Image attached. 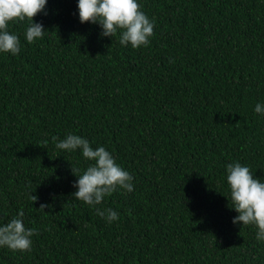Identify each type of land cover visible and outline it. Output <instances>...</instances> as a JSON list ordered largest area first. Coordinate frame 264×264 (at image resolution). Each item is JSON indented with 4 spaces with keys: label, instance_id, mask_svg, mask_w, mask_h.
<instances>
[{
    "label": "trees",
    "instance_id": "16d2710c",
    "mask_svg": "<svg viewBox=\"0 0 264 264\" xmlns=\"http://www.w3.org/2000/svg\"><path fill=\"white\" fill-rule=\"evenodd\" d=\"M138 3L154 28L137 48L81 23L76 0H48L33 43L27 20L8 22L20 51L0 53V223L22 208L36 232L0 264H264L225 178L239 161L264 179V0ZM67 133L132 175L94 206L116 221L72 197L90 161L55 147Z\"/></svg>",
    "mask_w": 264,
    "mask_h": 264
},
{
    "label": "clouds",
    "instance_id": "9594fccd",
    "mask_svg": "<svg viewBox=\"0 0 264 264\" xmlns=\"http://www.w3.org/2000/svg\"><path fill=\"white\" fill-rule=\"evenodd\" d=\"M48 0H0V53L16 55L20 51V40L15 32H10L9 21H28L24 30V39L33 43L44 34V26L33 17L38 12L46 14ZM76 10L81 23H96L100 37H113L119 33L118 42L132 48L146 46L153 34L154 20L140 8L138 0H76ZM253 111L264 116V103L256 102ZM55 147L67 152L79 151L90 161L82 172L72 168L76 179L72 181L75 191L72 197L89 206L101 204L103 199L113 191H133L132 175L120 164L103 145L92 147L89 140L81 135L67 133L57 139ZM229 206L237 215L232 223L255 226V238L264 242V179L254 176L247 164L233 161L225 165ZM36 196L33 195V201ZM40 207L44 208L41 204ZM96 214L108 223L118 219V213L112 208H95ZM23 209L15 216L0 223V247L25 251L32 246L35 228L23 223Z\"/></svg>",
    "mask_w": 264,
    "mask_h": 264
}]
</instances>
